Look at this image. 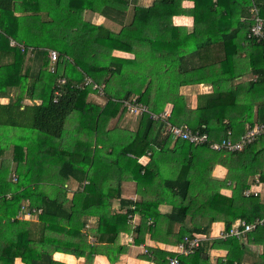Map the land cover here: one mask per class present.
<instances>
[{
  "label": "trees",
  "instance_id": "1",
  "mask_svg": "<svg viewBox=\"0 0 264 264\" xmlns=\"http://www.w3.org/2000/svg\"><path fill=\"white\" fill-rule=\"evenodd\" d=\"M183 1L154 0L151 7L143 8L136 6L137 0H0V99L8 100L0 104V264H15L16 259L22 264H64L53 260L55 252L83 257L85 264H92L98 253L113 262L123 252L118 239L121 232L129 233L126 221L133 215L141 216L132 231L137 244L145 233L158 241L163 224L181 225L172 240L179 243L185 236L206 233L209 224L202 226L203 219L223 222L228 232L236 220L252 223L264 218V202L243 194L249 177L264 183V134L241 152H215L204 145L172 142L163 121L150 115H161L170 104L171 125L187 124L217 142L227 137V131L236 141L246 126L264 124V45L247 38L249 9L255 5L264 20V0H187L193 3L191 9L183 8ZM129 4H133L130 18ZM87 13H96L119 30L91 24ZM179 15L191 16L193 31L202 37L189 43L196 54L216 43L225 50L216 59L218 72L213 74L224 85L214 83L210 94L199 95L186 120L181 116L186 100L165 92L159 61L167 51L165 37L176 28L172 18ZM50 51L58 53L52 73ZM113 51L132 53L133 58L113 56ZM207 69L198 65L186 71L192 75L200 70L205 76ZM241 70L250 71L255 79L233 84ZM61 79L64 83H59ZM84 79L101 87L103 107L90 103L89 96L97 94L91 85L78 87ZM131 99L149 114L136 115V130L124 142L106 127L120 110L122 116L127 114L122 102ZM83 118L81 130L78 122ZM147 155L149 162L140 165L137 159ZM161 163L171 168L167 177ZM217 163L228 169L226 180L234 183L230 197L201 178L202 170L208 172ZM113 165L121 175L114 190L110 188L111 199H119L120 211L113 210L106 199L108 188L101 185ZM155 178L161 192L155 188L154 195H163L164 200L121 199L120 180H134L139 191ZM32 197L39 198L38 239L28 223L16 219L23 202ZM162 201L171 207L165 214L157 210ZM88 216L96 217L97 223L83 232ZM188 217L191 226L184 228ZM245 240L212 239L210 247L226 248L222 264H241L247 246L261 245L264 262V224ZM202 243L191 255L181 256L179 264L208 262L207 244ZM148 252L152 258L145 257L154 264H168L174 255L156 249Z\"/></svg>",
  "mask_w": 264,
  "mask_h": 264
},
{
  "label": "crops",
  "instance_id": "2",
  "mask_svg": "<svg viewBox=\"0 0 264 264\" xmlns=\"http://www.w3.org/2000/svg\"><path fill=\"white\" fill-rule=\"evenodd\" d=\"M259 1V0H258ZM154 0H137L136 6L137 7H143V8H149L153 5ZM129 11L127 13L128 18L131 16V8H133V4H129ZM183 8H192L193 3L190 1H183L182 5ZM249 14V13H248ZM86 19L91 22L93 25H102L106 28L111 29L112 31H118L119 26L113 24L112 22L104 19L103 17L98 16L96 13L93 14H86ZM244 20L241 19L242 22ZM129 22V21H128ZM202 22H205L202 21ZM212 22V21H208ZM214 23V22H213ZM172 25L176 27L170 35H167L166 38V49L167 51H164V54L162 53V58L159 60L163 69V76H162V86L165 89V92L167 94H173V95H181L186 100V106L187 108L182 111V119L186 120L189 117L190 111L194 110L196 107L197 97L199 95H205L210 94L213 90L214 83L216 85L222 86L224 85L223 80H215L214 73L218 71H215L214 69L217 68V62L216 59H219L225 54V50L223 48L222 43H216L217 45L210 46L207 50H204L202 54H196V51L191 50L189 48V43L198 41L202 37L197 35L196 32H194L193 28V18L188 15H179L174 16L172 18ZM194 32V33H193ZM113 56L120 57V58H127L132 59L133 54L132 53H126L121 51H113ZM208 56V57H207ZM202 58V59H201ZM243 59V58H242ZM215 62H213V61ZM198 65L200 67L205 66L209 67L207 69V73L205 76H201L199 73L201 71H195L194 74L189 75L186 69H190V66L193 68H196ZM187 67V68H186ZM186 68V69H185ZM243 69V68H242ZM204 71V72H206ZM187 72V73H186ZM242 75H239L235 80H233V84L237 85L240 83H245L248 81H251L255 79V76L250 73V71L241 70ZM164 73H166L164 75ZM225 72L221 76L224 75ZM228 73V72H227ZM238 74V73H237ZM219 75V74H218ZM210 80L209 82H205L204 80ZM193 80L192 82H190ZM89 97L91 104L99 105L100 107H103L105 105L106 99L104 95L95 94V96L90 95ZM5 99H0V104H5L8 102H4ZM172 106L170 104H166L162 111H160L159 114H162V112H167L168 116L171 111ZM121 110L110 119L108 126L106 127L107 131H110L116 136V139H119L121 141H128L132 134L136 130V124L138 117L124 114L121 115ZM86 119L83 118V120H80L78 123H82L79 127L81 130H84V126ZM77 126V125H76ZM75 127V126H74ZM78 127V126H77ZM105 144V137L104 135L101 136V144ZM101 147V145H99ZM172 143L168 146L169 148H172ZM204 153V152H203ZM205 155H208L205 153ZM130 157H132L130 155ZM138 163L142 166L147 164L149 162V155L142 156L137 159ZM161 171L163 173L164 177H167L169 174V171L171 170L170 167H167L165 164H160ZM228 174V169H226L223 165L220 163L215 164L208 172L207 170H202L200 172L201 178L204 179L206 184L214 185L213 189L218 188L219 194L230 197L232 193V189L234 188V183L230 180H226ZM120 169L117 165H113L110 167L108 171V177L107 181H104L105 183H101L103 187L107 190L106 191V199L109 198L111 201V207L114 211H120V203L119 199H111V194L113 193L112 190H114V187H116V181L120 177ZM198 175V174H197ZM256 177H249L247 180V184L249 187L251 186L253 190L259 191L258 198L261 202H264V183H261L258 181V183H255ZM193 182H197L198 179L196 177H192ZM216 184H214L215 182ZM217 182L222 183L220 186H218ZM147 184H144L145 187H141L139 191H137V184L134 180H120L119 186H120V195L121 199L130 200L134 203L140 202L142 198H145L147 200H155L160 198L161 200H164V196H155L154 194H157L155 188L158 192H161L159 189L160 183L158 179H154L152 181L148 180L146 182ZM112 190H111V189ZM142 194H141V192ZM38 199L37 197H32L28 199L27 201L23 202L21 205V209L19 213L17 214L16 219L24 221L29 224L30 226V233L35 238L38 239L41 234L40 224L38 220V215L40 214V210H37L36 206L38 205ZM170 205H168L166 202H163L158 205L157 210L161 214H165L170 211ZM86 224L84 225L83 232H87L94 228V226L97 223V218L93 216H88L85 218ZM141 216L140 215H133V219L131 221H126V224L131 228H129V233H120V237L118 239V244L121 248H123V252L120 254H116V259L113 262H110L105 255L97 254L92 259V264H154L153 261L146 258L145 256L152 258V255L150 252H148V249H156L164 252H170L175 254L176 246L180 243L173 242V235L176 234L181 227L179 223H175L172 225V227L163 224L160 229V233L157 235L160 237L158 238V241L152 240L149 233H145V236L143 238V241L139 244L134 243V235L133 229L140 223ZM239 220H236L234 223H236ZM202 226H207L206 233L202 234V236H205L204 241H202L203 244H207V248L205 250L204 257L208 259V262L202 261L200 264H217V261L222 264L225 260V256L227 254V250L225 247L217 246V247H210L212 239H221L225 240L223 238V234L226 232L224 229V223L221 221H216L213 223H209L207 219L201 220ZM233 223V224H234ZM184 228H190V218L188 217L185 222L182 224ZM89 242H93V239L89 236ZM182 242V241H181ZM101 247H107V246H101ZM250 248L252 247L257 251V253L254 255L250 252V250L247 251V254L244 256L243 261L241 264H253L254 262L264 263L263 260H261L260 255L263 251V246L261 245H250ZM102 250V249H101ZM112 255V253H110ZM174 256V255H173ZM203 257V258H204ZM53 260L57 262H61L64 264H85L83 257H77L71 254H66L62 252H55L52 255ZM170 258V257H169ZM15 264H22L19 259L15 260ZM224 264V263H223Z\"/></svg>",
  "mask_w": 264,
  "mask_h": 264
},
{
  "label": "built area",
  "instance_id": "3",
  "mask_svg": "<svg viewBox=\"0 0 264 264\" xmlns=\"http://www.w3.org/2000/svg\"><path fill=\"white\" fill-rule=\"evenodd\" d=\"M251 25L247 38L254 39L257 43L261 42L264 45V20L259 14L258 8L253 5L249 9ZM49 59V72L55 71V64L58 62V53L56 51H50L48 53ZM64 60V59H63ZM59 83H64V79L59 80ZM91 81L84 79V82L78 87L90 86ZM92 90H96L97 94L102 95L101 87L96 84L91 85ZM57 94V92L55 93ZM135 100H126L122 102V106L125 108L128 114L134 115V113H148L146 107L134 104ZM153 120L160 119L165 125L167 134L171 137L172 142L176 140H182L188 144L197 146H207L210 150L215 152H228L236 153L241 152L247 145L254 142L258 137L264 134V124H256L252 127L246 126L245 133L236 141L232 140L231 132L227 131V137L220 141H211L207 134L200 133L192 130L187 124L171 125L167 121L168 113L164 112L161 115L150 114ZM255 183H258V179L255 178ZM244 196H258L259 191L253 190L250 186L243 192ZM264 224V218L255 219L252 223H245L244 221H237L234 223L228 232L223 234V238H236L237 240L244 241L246 235L254 231L258 226ZM205 236L193 234L191 236H185L177 246L174 256L168 258V264H179V258L181 256L191 255L199 244L204 241Z\"/></svg>",
  "mask_w": 264,
  "mask_h": 264
},
{
  "label": "rangeland",
  "instance_id": "4",
  "mask_svg": "<svg viewBox=\"0 0 264 264\" xmlns=\"http://www.w3.org/2000/svg\"><path fill=\"white\" fill-rule=\"evenodd\" d=\"M89 97H91V96H89ZM4 102H7V100H4ZM127 112V111H126ZM128 114V113H127ZM73 115H76V113L75 114H73ZM130 115V114H129ZM140 116L141 114L140 113H134V115H132V116ZM71 117V119H73L74 117L73 116H70ZM70 117L68 118V123H69V119H70ZM19 221H21V220H19ZM24 222V221H23ZM243 242H247L246 240H244ZM246 244V243H245ZM247 250H250V252L252 253V254H256L257 253V251L255 250V249H253L252 247L250 248V247H248L247 246Z\"/></svg>",
  "mask_w": 264,
  "mask_h": 264
}]
</instances>
